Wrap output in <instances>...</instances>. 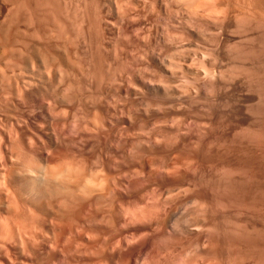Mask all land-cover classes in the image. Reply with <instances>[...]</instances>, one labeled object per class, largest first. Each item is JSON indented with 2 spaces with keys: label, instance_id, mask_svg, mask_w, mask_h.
Returning <instances> with one entry per match:
<instances>
[{
  "label": "bare ground",
  "instance_id": "6f19581e",
  "mask_svg": "<svg viewBox=\"0 0 264 264\" xmlns=\"http://www.w3.org/2000/svg\"><path fill=\"white\" fill-rule=\"evenodd\" d=\"M62 1L0 0V264H264V0H181L135 67Z\"/></svg>",
  "mask_w": 264,
  "mask_h": 264
},
{
  "label": "rangeland",
  "instance_id": "374dc122",
  "mask_svg": "<svg viewBox=\"0 0 264 264\" xmlns=\"http://www.w3.org/2000/svg\"><path fill=\"white\" fill-rule=\"evenodd\" d=\"M62 1V0H61ZM71 1V2H70ZM67 0V3H66V0L64 1H62L63 3L61 4L60 3V5H62V6H64V9H62L61 8V10H64V11H61V13H62V21L64 22V23H69V24H67L68 26H70V21H67V20H69V17H73V16H71L72 14H71V12H69V11H74V9L72 10L71 9V6L73 7V8H76V6H80V5H78L79 3L81 4V9H82V7H83V2H81V1H83V0ZM76 1H78V4L76 5ZM80 1V2H79ZM109 1V2H108ZM120 1V2H119ZM105 0V2L107 3V5H108V8H109V13H107L106 14V16H107V19H109V26H108V29H109V32H107L108 34H106V36H107V41L106 42H108V47H110V49H113V47H114V45L116 44H118V43H120V44H118L117 46H118V48H120L119 49V52L121 53L122 52V50H123V52L125 51V49H126V51L124 52V53H122V54H120V55H122V57L124 58L125 56V58L127 59V60H129L128 62L130 63L131 61H132V63H133V66L137 63V62H140L141 60H143L142 58H143V56H142V53H141V51H142V49L143 48H145V46H143V45H145L144 44V42H143V38H144V41H145V39H146V37H147V34H149V31H155V32H158V34L160 35V36H162L163 35V33L162 32H164L165 33V30H166V32H167V29H169L168 30V32L170 33V32H172V33H175V32H177L179 29H181V23L184 21V19H182V18H185V15H186V13H185V11H183L182 9H180L181 7H182V4H180V3H183V2H181V0L179 1V0H172V2H167L168 0H162L163 1V5L165 6L166 5V3L168 4L167 6H168V8L169 9H172V11L175 13V14H173V12L172 11H170V10H168V11H170V13L171 14H169L168 12H167V10H165V9H163L164 11H163V13H161L162 12V10H161V12H158L157 10H159L158 8H156L155 9V7H157L156 5L154 6V8H152L153 7V5L152 6H150L149 4L151 3H149L148 4V2H149V0H126L125 2H126V4H125V2H124V0ZM122 1V2H121ZM147 1V3H145ZM151 1V0H150ZM196 1V2H195ZM195 1H193L194 3H197V5H198V7L200 6V8L201 7H206L207 9H211V10H213V12H215V11H217L218 10V13H220V14H218L217 12V14L218 15H220V16H224V15H226V16H230L229 17V19H228V17H227V21H229V22H231L230 24H234V22H235V19L237 18V16H240L241 14H243V12L244 13H247L249 10H251V6L249 7V5H250V2H249V5L248 6H246L247 5V2H248V0H212V2H210V5H212V6H214L215 7V5H216V7L218 6V4L220 3V5L219 6H222L223 7V10H222V7H215V9H214V7H212V6H209L208 4V2L207 1H210V0H205V2H206V5H203L205 2H203V4H200L202 1H199L198 0V2H197V0H195ZM213 1H215V2H219V3H216V4H214L215 2H213ZM225 1V2H224ZM241 1V2H240ZM247 1V2H246ZM68 2H70V3H68ZM74 2V3H73ZM85 2V1H84ZM117 2L119 3V5H116L117 4ZM128 2V3H127ZM135 2V4H133ZM200 2V3H199ZM233 2V3H232ZM235 2V3H234ZM245 2V3H244ZM65 3H66V5H65ZM130 3H131V5H130ZM140 3H141V5H140ZM172 3V4H171ZM177 3H179L180 5H181V7H179L178 5H177ZM208 3V4H207ZM211 3H213V4H211ZM222 3V4H221ZM74 4L76 5L75 7H74ZM123 6H122V5ZM169 4H171V5H169ZM177 6H176V5ZM228 4H229V6H228ZM236 4V5H235ZM242 4H243V6H242ZM246 4V5H245ZM69 5V6H68ZM111 5H112V7H111ZM126 6V8H128L127 9V11H126V9H125V11H124V8H125V6ZM130 5V6H129ZM139 5V6H138ZM145 7V9L144 8H142L143 6ZM196 5V4H195ZM245 5V6H244ZM66 6L67 7H69V8H67L66 9ZM118 6V7H117ZM133 6V7H132ZM146 6H148V7H146ZM151 8H150V7ZM167 6H165L166 8H167ZM172 6H173V8H172ZM224 6H227V7H225L224 8ZM242 6V7H241ZM111 7V8H110ZM210 7V8H209ZM232 7V8H231ZM132 10H131V9ZM151 9L150 11H149V9ZM176 8V9H175ZM177 8H179V12H177L178 11V9ZM239 8V9H238ZM241 8V9H240ZM246 8H247V10H246ZM69 9H71V10H69ZM111 9V10H110ZM116 9H119V10H116ZM136 9V10H135ZM140 9V10H139ZM142 9H144V10H142ZM202 9V8H201ZM220 9H221V11H220ZM121 10H122V12H121ZM129 10V11H128ZM135 10V11H134ZM139 10V11H138ZM146 10V11H145ZM182 10V11H181ZM228 10V11H227ZM237 10V11H236ZM242 10V11H241ZM247 12H246V11ZM83 11V10H82ZM107 11V12H108ZM114 11V12H113ZM117 11H118V14H117ZM132 11V12H131ZM160 11V10H159ZM166 11V12H165ZM235 13H234V12ZM65 12V13H64ZM67 12V13H66ZM69 12V13H68ZM125 12V13H124ZM128 12V13H127ZM147 12V13H146ZM221 12H223V13H221ZM242 12V13H241ZM63 13H64V15H63ZM120 13H122V15L120 14ZM151 13V14H150ZM155 13V14H154ZM161 13V14H160ZM167 13V14H166ZM177 13V14H176ZM241 13V14H240ZM65 14L67 15V14H71L70 16H68V17H66L65 16ZM127 14V15H126ZM157 14H159V15H157ZM180 14V15H179ZM222 14V15H221ZM227 14H229V15H227ZM234 14H237V15H235L234 16ZM116 15H118V16H116ZM122 16V18H121V16ZM125 15V16H124ZM129 15V16H128ZM138 15V16H137ZM141 15H144V16H141ZM162 15V16H161ZM164 15V16H163ZM183 15V16H182ZM114 16V17H113ZM120 16V17H119ZM135 16V17H134ZM154 16H155V18H154ZM157 16V17H156ZM159 16V17H158ZM170 16V17H169ZM116 17V18H115ZM132 17V18H131ZM143 17V18H142ZM146 17V18H145ZM167 17V18H166ZM179 17V18H178ZM181 17V18H180ZM232 17V18H231ZM236 17V18H235ZM65 18V19H64ZM67 18V19H66ZM119 18H121V19H119ZM128 18V19H127ZM131 18V19H130ZM134 18H136V19H134ZM154 18V19H153ZM165 18V19H164ZM172 18V19H171ZM173 18H174V20L177 22V20H178V22H177V24H176V22L173 20ZM178 18V19H177ZM226 18V17H225ZM116 19V20H115ZM133 19V20H132ZM144 19V20H143ZM160 20L159 22H158V20ZM170 19H171V21H170ZM183 20L182 22L180 21V20ZM70 20H71V22L73 21L71 18H70ZM117 20H119V21H117ZM124 22H122V21ZM132 20V21H131ZM141 20V21H140ZM147 20H149V21H147ZM153 20V21H152ZM155 20V21H154ZM166 20H167V25H166ZM231 20V21H230ZM108 21V20H107ZM111 21V22H110ZM113 21V22H112ZM134 21H136L135 23H134ZM147 21V22H146ZM119 22V23H118ZM121 22H122V24H121ZM138 22V23H137ZM154 22H156V23H154ZM175 22V23H174ZM181 22V23H180ZM126 23H127V25H126ZM158 23V24H157ZM114 24V25H113ZM116 24H117V26H116ZM129 24H131V25H129ZM138 24V25H137ZM151 24H152V26H151ZM155 24V25H154ZM158 26H157V25ZM175 24V25H174ZM146 25L148 26V27H146ZM149 25H150V27H149ZM154 25V26H153ZM160 25V26H159ZM166 25V26H165ZM172 25V26H171ZM133 26V27H132ZM136 26H137V28H136ZM143 28H142V27ZM146 28H145V27ZM169 26V28H167ZM171 26V27H170ZM174 26V27H173ZM211 26V25H210ZM109 27H111V29L109 28ZM156 27V28H155ZM70 28V27H69ZM72 28V27H71ZM116 28V29H115ZM132 28V29H131ZM152 28V29H151ZM167 28V29H166ZM179 28V29H178ZM212 28H213V25H212ZM114 29V30H113ZM118 29V30H117ZM123 29V30H122ZM136 29V30H135ZM140 29H141V31H140ZM164 29V30H163ZM234 28H232V30H233ZM116 30V31H115ZM125 30V31H124ZM146 30V31H145ZM149 30V31H148ZM173 30V31H172ZM177 30V31H176ZM191 30H194V31H196L195 29H192L191 28ZM214 28H213V30L211 29V32L209 31V34L210 33H212V31L214 32ZM114 31H115V33H114ZM118 31V32H117ZM144 31V32H143ZM180 31V30H179ZM217 31V30H216ZM234 31V30H233ZM119 32H121V33H119ZM134 32V33H133ZM155 32H153V34L155 35ZM250 32V31H249ZM147 33V34H146ZM207 33V34H206ZM205 33V35H207V36H209V34H208V32H206ZM237 33V32H236ZM236 33H232L233 35L235 34L236 35ZM252 33V34H251ZM116 34V35H115ZM121 35V36H119V35ZM135 34H138V35H136L135 36ZM157 34V35H158ZM168 34V33H167ZM196 35L193 37V38H191V40L192 41H194V42H192V41H188L187 43H185V46L187 47V45H188V48H187V50L188 49H191L190 51H195V50H199L198 48L199 47H201V46H203V45H205L204 43H203V40H205L206 38H207V36H205L203 33V35L206 37H204V36H202V34L200 33H197V31H196V33H195ZM242 34V33H241ZM249 35H247V39L246 40H248V38L249 37H252V35L254 34V31L252 32H250V33H248ZM111 35V36H110ZM129 37H128V36ZM142 35H143V38L141 39V37H142ZM168 35H170V34H168ZM234 35V37H235V41L236 40H242V39H244L245 40V38H244V35H242V36H240L239 34V36L242 38H240L238 35H236L235 36ZM109 36V37H108ZM114 36V37H113ZM118 36H119V38H118ZM124 36H127V38H128V41H130L129 43H128V41H127V38L126 37H124ZM131 36V37H130ZM145 36V37H144ZM111 37V38H110ZM116 37V38H115ZM139 37V38H138ZM153 37V36H152ZM155 37V36H154ZM108 38H110L109 39V41H108ZM130 38H132V39H130ZM136 38V39H135ZM203 38H205V39H203ZM237 38V39H236ZM119 39V40H118ZM126 39V40H125ZM130 39V40H129ZM134 39V40H133ZM139 39H141V40H139ZM153 39V38H152ZM201 39V40H200ZM118 40V42H116ZM136 40V41H135ZM151 40V39H150ZM149 40V41H150ZM198 40V41H197ZM244 40H242V41H244ZM61 41V40H60ZM120 41V42H119ZM195 41H196V44L195 45H191V44H189V42H191V43H195ZM199 41H202V43L201 42H199ZM137 42V43H136ZM140 42V43H139ZM143 42V43H142ZM148 42V41H147ZM185 41H183V43H184ZM197 42H199L198 44H197ZM238 42H240V41H238ZM113 45H112V44ZM127 43H128V45H127ZM143 44V45H141L140 46V49H141V47H142V49H141V51L138 49L139 48V45L140 44ZM151 43H153L154 44V42H153V40L151 41ZM126 44V45H125ZM130 44H131V46H130ZM139 44V45H138ZM153 44H151V46L150 47H152V49H154L155 47H156V44L155 45H153ZM187 44V45H186ZM111 45H112V47H111ZM120 45V46H119ZM135 45V46H134ZM154 46V48H153V46ZM193 46L192 48L194 49L195 48V46L196 45H198V47H197V49H192V48H190L189 46ZM201 45V46H200ZM124 48H123V47ZM126 46V47H125ZM122 47V48H121ZM137 47V49L135 50V48ZM117 48V47H116ZM117 48V49H118ZM132 49V50H131ZM135 51H134V50ZM143 50H145V49H143ZM129 51V52H128ZM140 51V53H138ZM159 52V50H156V52ZM132 52V53H131ZM136 52V53H135ZM157 52V53H158ZM197 52V51H196ZM126 54V55H125ZM128 54V55H127ZM137 54H138V57L139 56H142V57H139V58H141V60H139V58L138 59H136V60H139V61H136V63L134 64V61L135 60H133L136 56H137ZM140 54V55H139ZM132 55L134 56V57H132ZM132 57V58H131ZM145 57V56H144ZM128 58H130V59H128ZM126 63V62H125ZM125 63H124V65H125ZM130 65V68H132L133 66H131V64H129ZM140 64L138 63V66H139ZM126 66V65H125ZM137 66V67H138ZM135 67V66H134ZM128 68H129V66H128ZM129 68V69H130ZM124 69V68H123ZM130 70H132V69H130ZM122 71H124V70H122ZM126 71H127V69H126ZM125 72V71H124ZM124 72L122 73V77H123V75H127L126 73L124 74ZM119 73H120V71H119ZM120 77H121V75H120ZM123 84V83H122ZM251 89H253V88H251ZM254 90V89H253ZM252 90V91H253ZM251 91V92H252ZM253 93L254 94H256V92H255V90L253 91ZM111 94H113V91L111 92ZM255 97V99H256V95H253L252 93H251V97ZM115 97V94H114V96H113V98ZM117 98V97H116ZM115 99V98H114ZM114 99H112V101L114 100ZM121 99V98H120ZM255 99H253V101H255ZM115 101V100H114ZM253 101H252V103H253ZM255 103V102H254ZM119 104H122V103H118V105ZM120 106V105H119ZM123 107V106H122ZM120 114V113H119ZM82 116H87V114L85 115H83V113H82ZM119 116H121V115H119ZM87 117H90V116H87ZM86 117V118H87ZM85 118V117H84ZM91 118V117H90ZM71 120L73 119V118H70ZM88 119V118H87ZM70 120V121H71ZM90 121L92 120V118L91 119H89ZM90 121L88 122L89 124H90ZM71 123H74V120L73 121H71ZM263 136V135H262ZM264 139V138H263ZM236 174V173H235ZM264 180V179H263ZM264 182V181H263ZM254 206L251 208V212H253L254 211ZM253 209V210H252ZM163 253L165 254L166 252H163V251H161V255H163Z\"/></svg>",
  "mask_w": 264,
  "mask_h": 264
}]
</instances>
